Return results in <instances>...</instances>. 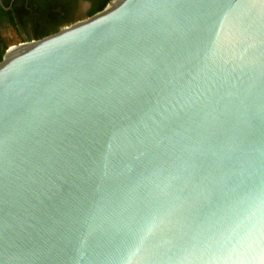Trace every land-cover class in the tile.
Wrapping results in <instances>:
<instances>
[{"label":"water","instance_id":"water-1","mask_svg":"<svg viewBox=\"0 0 264 264\" xmlns=\"http://www.w3.org/2000/svg\"><path fill=\"white\" fill-rule=\"evenodd\" d=\"M0 264H264V0H110L8 47Z\"/></svg>","mask_w":264,"mask_h":264},{"label":"trees","instance_id":"trees-1","mask_svg":"<svg viewBox=\"0 0 264 264\" xmlns=\"http://www.w3.org/2000/svg\"><path fill=\"white\" fill-rule=\"evenodd\" d=\"M3 1V5L7 7L8 2ZM68 0H27L28 11L21 10L16 11V8H12L7 11H3L0 8V18L4 22H9L10 27L14 32L18 34L21 42H25V39L20 35V32L16 31V25H21L27 40H38L44 36L52 34L60 29L62 26L63 17H59L58 12H65ZM110 0H90V9L86 13V17L100 11ZM14 9V12L12 11ZM15 13L19 15L18 19H15ZM18 28V27H17ZM9 47V42L5 38H0V60L4 51Z\"/></svg>","mask_w":264,"mask_h":264},{"label":"flooded vegetation","instance_id":"flooded-vegetation-1","mask_svg":"<svg viewBox=\"0 0 264 264\" xmlns=\"http://www.w3.org/2000/svg\"><path fill=\"white\" fill-rule=\"evenodd\" d=\"M5 1L8 2L7 7H5L3 5V1L0 0V8L3 11L9 12V10H11L13 7L16 8L17 12L21 10L28 11L29 9V6H27V0H5ZM90 4H91L90 0H68L65 12H59L58 9H56V11L54 10V12H58L59 17L64 18V20L61 23L62 25L67 26L75 21L86 18V13L88 12L91 6ZM12 11L14 12V9ZM14 17H15L14 19L15 21L16 19H18L19 15L15 13ZM9 24H10L9 22H4V20H1L0 18V38L1 37L4 38L5 34L8 33L9 31L10 32L15 31V30H12ZM25 28L28 29V27H25ZM24 29H22L21 25H16V31L19 30L18 32H20V35H22V37L25 39V42H28L26 41L27 40L26 36H24L23 31H26Z\"/></svg>","mask_w":264,"mask_h":264},{"label":"rangeland","instance_id":"rangeland-1","mask_svg":"<svg viewBox=\"0 0 264 264\" xmlns=\"http://www.w3.org/2000/svg\"><path fill=\"white\" fill-rule=\"evenodd\" d=\"M4 38L6 39V41L9 42V47L16 45V44H19V43H22L18 37V34L15 32L9 31L8 33L5 34Z\"/></svg>","mask_w":264,"mask_h":264}]
</instances>
